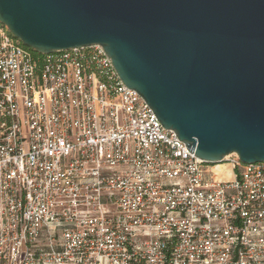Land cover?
Returning <instances> with one entry per match:
<instances>
[{"label":"built area","instance_id":"obj_1","mask_svg":"<svg viewBox=\"0 0 264 264\" xmlns=\"http://www.w3.org/2000/svg\"><path fill=\"white\" fill-rule=\"evenodd\" d=\"M41 55L0 22V264H264V162L218 182L102 45Z\"/></svg>","mask_w":264,"mask_h":264},{"label":"water","instance_id":"obj_2","mask_svg":"<svg viewBox=\"0 0 264 264\" xmlns=\"http://www.w3.org/2000/svg\"><path fill=\"white\" fill-rule=\"evenodd\" d=\"M37 54L102 45L192 154L264 162V0H0Z\"/></svg>","mask_w":264,"mask_h":264},{"label":"rangeland","instance_id":"obj_3","mask_svg":"<svg viewBox=\"0 0 264 264\" xmlns=\"http://www.w3.org/2000/svg\"><path fill=\"white\" fill-rule=\"evenodd\" d=\"M208 174L214 180L222 183H227L228 181H231L233 179L232 171L228 163L211 165V167L208 168Z\"/></svg>","mask_w":264,"mask_h":264},{"label":"trees","instance_id":"obj_4","mask_svg":"<svg viewBox=\"0 0 264 264\" xmlns=\"http://www.w3.org/2000/svg\"><path fill=\"white\" fill-rule=\"evenodd\" d=\"M34 55L36 56V57H43L44 55H41V54H37V53H35L34 52Z\"/></svg>","mask_w":264,"mask_h":264},{"label":"bare ground","instance_id":"obj_5","mask_svg":"<svg viewBox=\"0 0 264 264\" xmlns=\"http://www.w3.org/2000/svg\"><path fill=\"white\" fill-rule=\"evenodd\" d=\"M226 159H227V158H226ZM226 159H224V160H226ZM223 162H224V161H223ZM223 162H222V163H219V164H226V163H223Z\"/></svg>","mask_w":264,"mask_h":264}]
</instances>
